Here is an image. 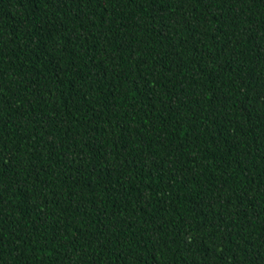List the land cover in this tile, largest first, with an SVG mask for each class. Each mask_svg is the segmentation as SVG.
<instances>
[{"label":"trees","instance_id":"trees-1","mask_svg":"<svg viewBox=\"0 0 264 264\" xmlns=\"http://www.w3.org/2000/svg\"><path fill=\"white\" fill-rule=\"evenodd\" d=\"M0 264H264V0H0Z\"/></svg>","mask_w":264,"mask_h":264}]
</instances>
